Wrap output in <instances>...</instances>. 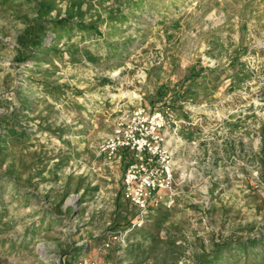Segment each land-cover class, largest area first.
I'll list each match as a JSON object with an SVG mask.
<instances>
[{"label":"rangeland","instance_id":"obj_1","mask_svg":"<svg viewBox=\"0 0 264 264\" xmlns=\"http://www.w3.org/2000/svg\"><path fill=\"white\" fill-rule=\"evenodd\" d=\"M138 105L188 141L177 205L133 227L100 145ZM260 240L264 0H0V264H264Z\"/></svg>","mask_w":264,"mask_h":264},{"label":"built area","instance_id":"obj_2","mask_svg":"<svg viewBox=\"0 0 264 264\" xmlns=\"http://www.w3.org/2000/svg\"><path fill=\"white\" fill-rule=\"evenodd\" d=\"M169 121L160 108L145 105L134 107L121 117L114 130L100 145L108 162H114L122 151L131 154L122 181V194L137 211L133 227H142L151 209L177 205L175 152L168 144ZM127 232L113 238L127 245ZM110 243L106 244V248ZM77 264H103L98 260H81Z\"/></svg>","mask_w":264,"mask_h":264},{"label":"trees","instance_id":"obj_3","mask_svg":"<svg viewBox=\"0 0 264 264\" xmlns=\"http://www.w3.org/2000/svg\"><path fill=\"white\" fill-rule=\"evenodd\" d=\"M77 1H82V0H77ZM70 26H69V25ZM52 25H53V29L55 30L56 36L58 39L63 38L64 34H69L70 30L74 29L73 23H70L69 21L66 20H59V21H52ZM77 27L81 30V31H91V30H95L96 32H100V30L98 29H94L92 27H86L85 25L79 23L77 24ZM43 40L42 39H38L36 42H34V45L36 47H42L43 45ZM109 51H113L114 53H120V50L118 48H113L112 46L109 48ZM59 52V51H58ZM86 54L88 55V57L90 58V60H95V55H93L90 52H86ZM255 242V241H253ZM260 244H263L264 246V240H260L259 241ZM257 243V242H256ZM242 250L246 251V244H242L240 247ZM234 256V249H216L215 251H213L212 253H210V255L199 259L197 264H224L223 259H229L231 260ZM62 264H72V263H66V261L64 260Z\"/></svg>","mask_w":264,"mask_h":264},{"label":"crops","instance_id":"obj_4","mask_svg":"<svg viewBox=\"0 0 264 264\" xmlns=\"http://www.w3.org/2000/svg\"><path fill=\"white\" fill-rule=\"evenodd\" d=\"M180 121H177L175 120L174 121V124L173 126H169L168 129H167V132H169V141H168V144L170 146H172L174 152H175V157H176V163H177V166H176V177L178 176V172L180 170V167L178 166V160L179 158L178 155H182L184 156L186 154V151L184 150L185 147L184 145L187 143L188 139H185L184 135H185V132L182 130V126L180 125L179 123ZM132 160V156L129 152L127 151H122L120 152L117 157H116V161L118 162H125L127 167L128 165L130 164ZM126 167V169H127ZM126 171V170H125ZM178 180V178H177ZM91 260H94V259H91Z\"/></svg>","mask_w":264,"mask_h":264}]
</instances>
